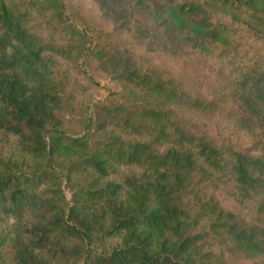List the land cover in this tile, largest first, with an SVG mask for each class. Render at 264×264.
Segmentation results:
<instances>
[{"label":"trees","instance_id":"1","mask_svg":"<svg viewBox=\"0 0 264 264\" xmlns=\"http://www.w3.org/2000/svg\"><path fill=\"white\" fill-rule=\"evenodd\" d=\"M92 1L180 69L71 0H0V264H264V0Z\"/></svg>","mask_w":264,"mask_h":264},{"label":"rangeland","instance_id":"2","mask_svg":"<svg viewBox=\"0 0 264 264\" xmlns=\"http://www.w3.org/2000/svg\"><path fill=\"white\" fill-rule=\"evenodd\" d=\"M76 6L84 9L85 14L90 20L95 22L96 26H99L102 30L107 32H113L115 35L121 34L127 38L126 43L129 41L128 39H133L135 36H142L144 43H149L150 52L149 56L155 61L160 68H167L171 72L178 71L180 69L179 64L177 63L176 57H174L169 52L168 40L166 38V31L164 28H161L155 24L154 18L147 14H140L135 12L134 17L130 21V25L128 26V30L125 28L122 29V22H116L111 16H106L105 13L100 9V7L93 3L92 0H71ZM97 67L94 64H91L89 67L90 73L95 71ZM95 79L100 83V87L98 90L93 92V96L95 99H106L113 90L116 89V84L110 81L109 77L106 74L97 73L96 72ZM214 79V70L212 67H207V69L201 74L199 79L200 90L205 93L210 88V84ZM225 128L224 134H232L233 126H222L220 124L219 128ZM235 134L236 138H239L241 142L246 143L247 137L244 132H237ZM67 195L69 196L68 192ZM219 199L222 202L223 206L232 207V202L229 201V197L225 194H220Z\"/></svg>","mask_w":264,"mask_h":264}]
</instances>
